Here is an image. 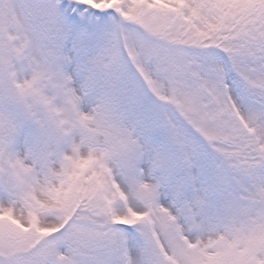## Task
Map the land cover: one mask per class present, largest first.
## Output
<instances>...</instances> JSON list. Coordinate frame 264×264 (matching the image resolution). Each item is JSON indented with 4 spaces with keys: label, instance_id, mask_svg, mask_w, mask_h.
<instances>
[{
    "label": "snow or ice",
    "instance_id": "obj_1",
    "mask_svg": "<svg viewBox=\"0 0 264 264\" xmlns=\"http://www.w3.org/2000/svg\"><path fill=\"white\" fill-rule=\"evenodd\" d=\"M0 264H264V0H0Z\"/></svg>",
    "mask_w": 264,
    "mask_h": 264
}]
</instances>
